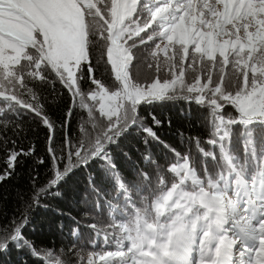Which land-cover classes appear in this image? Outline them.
Segmentation results:
<instances>
[{"label":"snow or ice","instance_id":"6c2138e0","mask_svg":"<svg viewBox=\"0 0 264 264\" xmlns=\"http://www.w3.org/2000/svg\"><path fill=\"white\" fill-rule=\"evenodd\" d=\"M148 44L152 45L148 58L155 64L147 67L155 73L140 80L135 76L139 62L134 63V50ZM198 64L199 74L188 83L187 71L196 73ZM229 66L232 76L226 81ZM101 69L110 71L114 84L97 77ZM162 70L168 78H161ZM46 72L55 79L49 80ZM26 77L53 85L58 80L68 91L73 103L65 115L66 125L71 123L74 106L87 109L92 124L82 129L85 138L73 144L65 136L63 155H57L52 147L54 125L43 115V106L36 102ZM82 81L91 85L88 91L81 87ZM23 93L30 99L25 100ZM0 98L7 102V112L13 108L31 112L49 128L53 176L38 189L34 202L40 194L56 188L69 172L86 169L95 161L113 177L125 206L135 205L110 145H117L121 136L135 128L145 134V145L147 138L159 140L153 126L159 127L161 122L149 113L152 125L145 124L140 106L175 98L210 108L212 138L206 142L219 149L227 175L220 172L216 179H200L190 157L170 149L182 161L167 169L174 181L164 183L163 177L157 176L162 187L152 193L154 203L145 198L147 204L132 209L126 222L114 223L119 239L109 245L105 234L107 250L90 257L87 264H96V255L101 264H170L180 259L188 245L193 253L198 252V259L191 264H229L230 257L231 264H236L234 257L244 254L251 257L248 264H264V184L255 178L249 181L242 167L226 159L231 152L225 143L236 124L260 122L259 134L264 136V0H0ZM86 98L98 105L97 115H93L96 109L85 103ZM229 108L236 115L226 111ZM5 113L0 109V121L5 120ZM0 131H6V125L0 126ZM0 143H7L3 135ZM198 150L215 157V153ZM23 154L9 151V167ZM144 159L152 162L148 155ZM58 162L64 163L62 170ZM232 177L234 196L228 194ZM139 179L145 190L152 184L148 173L140 172ZM89 185L98 191L91 176ZM131 189L139 190V186L132 184ZM257 190L260 194L255 201L262 207L252 222L250 243L235 234L233 218L250 212L253 200H242L241 192L248 195ZM226 219L230 224L223 230ZM26 223L27 216H22L10 229L0 230V251H6L9 243L24 240ZM85 226L98 231L95 224ZM57 264L66 262L59 259Z\"/></svg>","mask_w":264,"mask_h":264},{"label":"trees","instance_id":"16d2710c","mask_svg":"<svg viewBox=\"0 0 264 264\" xmlns=\"http://www.w3.org/2000/svg\"><path fill=\"white\" fill-rule=\"evenodd\" d=\"M151 49L152 45L148 44L134 50L137 58L134 63L139 62V68L135 72L137 79L143 80L155 73L154 68L147 67L148 63L155 64V61L148 58ZM160 65L162 69L165 66L162 54ZM199 68L198 64L196 73L187 71L185 79L188 83L192 82L194 75L199 74ZM45 75L49 76V80L55 79L50 73L46 72ZM96 75L105 83L114 84L110 71L101 69ZM160 76L162 79L168 78L167 72L163 70ZM231 76L232 70L229 66L226 81ZM26 81L28 88L36 93V102L43 106V115L54 125L52 147L57 150V155H63L61 149L65 136L73 144L85 138L86 133L82 129L89 128L92 124L87 109L74 106L71 123L66 125L65 115L73 99L62 84L58 80L53 85L27 77ZM81 87L88 91L91 85L82 81ZM17 91L19 93L20 90ZM23 98L29 100V94L23 93ZM76 102L78 105L79 97ZM85 103L96 109L94 116L98 114V105L95 102L86 98ZM0 109L6 112L5 120L0 121V126L6 125V131H0V135L7 141L0 143V230L10 229L22 216H27V223L22 229L24 240L9 243L6 251H0V264H57L59 259H63L66 264H87L94 252L107 250L105 234L108 236L109 245H114L119 239L112 227L114 223L119 225L126 222L125 218L131 215V210L142 204L146 205L147 200L154 203L155 197L152 193L162 187L157 183V176L163 177L164 183L174 181L173 175L167 169L169 165L182 161L170 149L188 155L200 179H216L218 173H228L224 164L226 161H223L219 149L206 142L212 138L210 108L186 99H162L142 104L139 112L147 125H152L149 113L154 114L161 122L159 127L153 126L158 141L147 138L148 143L145 145V134L135 128L129 130L130 134L121 136L117 145H110L117 168L123 180L129 184L132 198L136 200L135 205L125 206L124 198L118 196L113 177L105 173L102 166L95 161L86 169L78 167L69 172L56 188L51 189V192H59V195H52L51 192L40 194L38 202H34L38 189L47 185L53 176V160L49 155V128L40 116L31 112L16 108L7 112V102L3 98H0ZM226 111L236 115L232 108ZM261 127L260 122L252 125L236 124L232 128L230 140L225 142L231 152L230 156L226 154V159L235 161L243 168L246 178L249 181L255 178L258 184H264V136L259 134ZM254 130L257 134L253 137L251 133ZM196 140L199 144L195 143ZM198 149L215 153V157L204 156ZM11 150L25 153L16 157L14 167H9L7 162ZM146 155L151 157L152 162L145 161ZM58 164L62 170L64 163ZM140 172L152 176V184L147 190L144 182L139 179ZM89 176L93 177L97 192L91 190ZM132 184L138 185L139 190L131 189ZM229 184L235 186L234 177L230 178ZM256 192H251V196L244 194L241 199L253 200L252 196ZM255 205L257 204L252 202L250 212ZM241 215L243 214H239L240 217ZM77 221H80L79 225ZM89 224H95L98 231L94 232L85 226ZM251 225L249 222L246 224L247 230H251ZM77 228L78 232L74 231ZM222 229L227 230L225 224ZM234 232L251 243L249 232L242 233L235 228ZM195 254L193 259H198V252ZM250 258L248 254L234 257L242 264H248ZM187 260L189 259L183 252L178 261L172 260L170 264H185ZM96 264L101 262L96 259Z\"/></svg>","mask_w":264,"mask_h":264},{"label":"rangeland","instance_id":"374dc122","mask_svg":"<svg viewBox=\"0 0 264 264\" xmlns=\"http://www.w3.org/2000/svg\"><path fill=\"white\" fill-rule=\"evenodd\" d=\"M162 54V53H161ZM163 55V54H162ZM207 62V61H206ZM230 185V184H229ZM234 189V191L232 190ZM228 194L230 196H234L235 195V186L233 187L232 185L229 186V192ZM259 190L256 192V195L252 196L253 197V202L257 205L254 206V209L252 210V212H249V214L247 215H241V217L239 216V214H237L236 217H234V225H233V228H235V230H241L242 233L243 232H249L251 234V232L249 230H247V226L246 224L249 222V225H251L250 222H252L253 220H255L256 217H258V214L260 213L261 211V205L259 204L258 200H256V197L259 195ZM244 195L243 192H241V197ZM248 195L251 196V193H249ZM224 224L226 225V228L229 227V224H230V221L228 219L225 220ZM252 226V225H251ZM184 252H186L187 254V257L189 260L186 261V264H191V261L193 260L194 257H196V254L195 253H192V247L190 245L186 246L184 249H183ZM102 251H99V252H94L93 256L95 254H98ZM187 252H191V253H187ZM96 259H98V255H96ZM231 261H229V264H230Z\"/></svg>","mask_w":264,"mask_h":264}]
</instances>
